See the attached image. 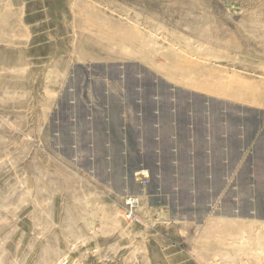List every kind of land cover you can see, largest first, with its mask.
Segmentation results:
<instances>
[{
  "label": "rangeland",
  "instance_id": "rangeland-1",
  "mask_svg": "<svg viewBox=\"0 0 264 264\" xmlns=\"http://www.w3.org/2000/svg\"><path fill=\"white\" fill-rule=\"evenodd\" d=\"M0 264H264V0H0Z\"/></svg>",
  "mask_w": 264,
  "mask_h": 264
},
{
  "label": "bare ground",
  "instance_id": "bare-ground-1",
  "mask_svg": "<svg viewBox=\"0 0 264 264\" xmlns=\"http://www.w3.org/2000/svg\"><path fill=\"white\" fill-rule=\"evenodd\" d=\"M144 174H146L147 175V173L145 172Z\"/></svg>",
  "mask_w": 264,
  "mask_h": 264
}]
</instances>
